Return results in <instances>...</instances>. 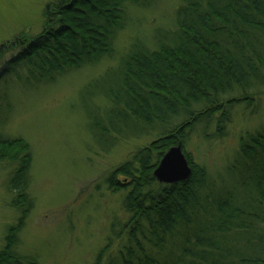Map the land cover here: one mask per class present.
<instances>
[{
	"label": "trees",
	"instance_id": "obj_1",
	"mask_svg": "<svg viewBox=\"0 0 264 264\" xmlns=\"http://www.w3.org/2000/svg\"><path fill=\"white\" fill-rule=\"evenodd\" d=\"M155 1L61 0L39 36L23 37L11 53L0 50V163L13 167L7 189L20 215L7 228L0 264H40L19 251L34 207V156L28 141L5 135L10 91H40L113 59L84 90L92 98L83 109L88 133L105 153L151 143L105 178L123 196L124 214L114 218L96 264H264V124L241 136L233 162L217 174L188 151L193 141L224 139L237 107L264 115V0H180L152 29L146 19L141 29L131 23L132 7ZM127 30L128 46L120 49ZM178 145L192 175L161 184L154 172Z\"/></svg>",
	"mask_w": 264,
	"mask_h": 264
},
{
	"label": "rangeland",
	"instance_id": "obj_2",
	"mask_svg": "<svg viewBox=\"0 0 264 264\" xmlns=\"http://www.w3.org/2000/svg\"><path fill=\"white\" fill-rule=\"evenodd\" d=\"M59 2L0 0V50L11 53L16 51L13 44L23 37L39 36L46 27L51 7ZM179 2L156 0L150 7H132L131 23L135 20L141 29L146 19L145 27L152 29L162 20L166 21ZM172 21L159 29L170 27ZM129 35L127 30L119 36L120 49L128 46ZM115 61L105 60L99 68L72 73L40 91L14 89L4 105L8 122L5 135L25 139L33 151L30 193L34 207L19 233V251L23 256L37 255L40 264L97 263L99 253L109 240L114 218L121 219L124 214L123 196L113 193L105 178L138 147L151 143V140L122 143L105 153L96 147L88 133L83 109L85 102L90 103L92 98L84 90L103 70L114 67ZM243 108L234 109L224 139L190 143L188 151L194 162L213 174L233 162L241 136L264 124L263 113L249 116ZM12 172L13 167L0 163V249L5 245L7 228L20 219L19 213L10 207L13 196L7 184Z\"/></svg>",
	"mask_w": 264,
	"mask_h": 264
},
{
	"label": "water",
	"instance_id": "obj_3",
	"mask_svg": "<svg viewBox=\"0 0 264 264\" xmlns=\"http://www.w3.org/2000/svg\"><path fill=\"white\" fill-rule=\"evenodd\" d=\"M191 175L192 168L180 145L166 152L154 172L157 181L166 185L188 181Z\"/></svg>",
	"mask_w": 264,
	"mask_h": 264
}]
</instances>
